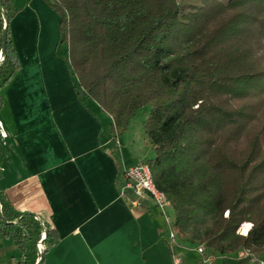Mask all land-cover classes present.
I'll return each instance as SVG.
<instances>
[{
  "label": "trees",
  "instance_id": "16d2710c",
  "mask_svg": "<svg viewBox=\"0 0 264 264\" xmlns=\"http://www.w3.org/2000/svg\"><path fill=\"white\" fill-rule=\"evenodd\" d=\"M46 3L77 85L111 118L113 138L149 106L142 127L154 154L146 163L178 240L218 258L264 254V0ZM13 16L0 0V89L19 66ZM243 224L253 225L245 236ZM0 236L18 248V264H41L58 242L1 191Z\"/></svg>",
  "mask_w": 264,
  "mask_h": 264
},
{
  "label": "crops",
  "instance_id": "0c3cea01",
  "mask_svg": "<svg viewBox=\"0 0 264 264\" xmlns=\"http://www.w3.org/2000/svg\"><path fill=\"white\" fill-rule=\"evenodd\" d=\"M8 1L19 66L0 89V191L56 232L41 264H172L159 212L124 188V170L153 157L144 132L113 138L111 118L79 91L46 1ZM178 242L181 264H201ZM19 256L0 236V264Z\"/></svg>",
  "mask_w": 264,
  "mask_h": 264
},
{
  "label": "built area",
  "instance_id": "2783aa9c",
  "mask_svg": "<svg viewBox=\"0 0 264 264\" xmlns=\"http://www.w3.org/2000/svg\"><path fill=\"white\" fill-rule=\"evenodd\" d=\"M123 178L125 180L124 188L131 190L139 200L150 202L157 209L163 220L164 241L173 251L172 264H181L180 256L174 252L179 242L173 224V217H170L166 212L167 209L172 211L171 205L166 195L155 187L149 165L146 162H138L124 170ZM238 233L243 236L246 235L240 231ZM37 250L38 253H41L42 247L39 245ZM194 251L199 256L201 264H215L216 256L204 245H195ZM234 259L237 262H245L247 264H264V254L258 255L246 249L236 252Z\"/></svg>",
  "mask_w": 264,
  "mask_h": 264
},
{
  "label": "rangeland",
  "instance_id": "374dc122",
  "mask_svg": "<svg viewBox=\"0 0 264 264\" xmlns=\"http://www.w3.org/2000/svg\"><path fill=\"white\" fill-rule=\"evenodd\" d=\"M46 1V0H44ZM224 1V0H223ZM80 88V87H79ZM79 91H82L81 88ZM149 114V106H146L140 110H138L135 114V116L131 119L130 121V125H129V132L127 134V139L129 138H132L133 136H136L137 135V132H143V129H142V123L144 122V120L147 118ZM151 145L148 143V148H150ZM154 153H152L153 155ZM167 214L171 217L172 215V211L170 209H167L166 210ZM242 227V226H241ZM239 229L240 232L241 231V228ZM250 229V228H249ZM188 248H190L191 250H193L194 246H191L189 245ZM228 262H230L232 259L231 258H228V259H225ZM215 264H219L220 263V258L216 257L215 258Z\"/></svg>",
  "mask_w": 264,
  "mask_h": 264
},
{
  "label": "water",
  "instance_id": "95a60500",
  "mask_svg": "<svg viewBox=\"0 0 264 264\" xmlns=\"http://www.w3.org/2000/svg\"><path fill=\"white\" fill-rule=\"evenodd\" d=\"M4 33H3V41H2V45H1V56L4 54L5 50H6V40H7V30H6V26H7V21L4 18Z\"/></svg>",
  "mask_w": 264,
  "mask_h": 264
},
{
  "label": "snow or ice",
  "instance_id": "6c2138e0",
  "mask_svg": "<svg viewBox=\"0 0 264 264\" xmlns=\"http://www.w3.org/2000/svg\"><path fill=\"white\" fill-rule=\"evenodd\" d=\"M250 227H251V225H245V226H244V229H243L244 234H247V230H248Z\"/></svg>",
  "mask_w": 264,
  "mask_h": 264
},
{
  "label": "bare ground",
  "instance_id": "6f19581e",
  "mask_svg": "<svg viewBox=\"0 0 264 264\" xmlns=\"http://www.w3.org/2000/svg\"><path fill=\"white\" fill-rule=\"evenodd\" d=\"M245 225H249V224H243V225H242V227H241V228H242L241 231H242L243 233H244L243 229H244V226H245ZM248 230H249V229H248ZM248 230H247V231H248Z\"/></svg>",
  "mask_w": 264,
  "mask_h": 264
},
{
  "label": "clouds",
  "instance_id": "9594fccd",
  "mask_svg": "<svg viewBox=\"0 0 264 264\" xmlns=\"http://www.w3.org/2000/svg\"><path fill=\"white\" fill-rule=\"evenodd\" d=\"M249 225H251V224H249ZM251 227H253V225H251ZM251 227H250V228H251Z\"/></svg>",
  "mask_w": 264,
  "mask_h": 264
}]
</instances>
